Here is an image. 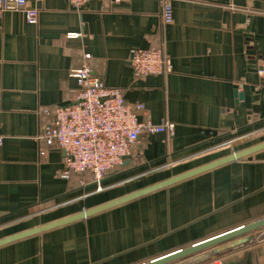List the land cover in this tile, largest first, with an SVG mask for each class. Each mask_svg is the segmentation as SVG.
I'll use <instances>...</instances> for the list:
<instances>
[{
    "label": "crops",
    "instance_id": "crops-1",
    "mask_svg": "<svg viewBox=\"0 0 264 264\" xmlns=\"http://www.w3.org/2000/svg\"><path fill=\"white\" fill-rule=\"evenodd\" d=\"M163 1L76 9L27 0L39 9L36 24L0 13V239L264 141L241 142L264 127V0H169V23ZM150 48L171 72L135 77L131 50ZM85 63L141 105L140 121L174 124L173 135H140L99 184L89 171L62 177L63 151L37 138L71 100L70 73ZM261 219L264 149L3 244L0 264H143ZM218 246L237 248L223 264H264V227Z\"/></svg>",
    "mask_w": 264,
    "mask_h": 264
},
{
    "label": "built area",
    "instance_id": "built-area-1",
    "mask_svg": "<svg viewBox=\"0 0 264 264\" xmlns=\"http://www.w3.org/2000/svg\"><path fill=\"white\" fill-rule=\"evenodd\" d=\"M67 1L78 9L88 0ZM5 11L22 12L29 24H36L39 15V9L29 5L27 0H0V13ZM161 16L165 23L172 21L169 0L163 1ZM130 65L135 77L166 74L172 70L169 59L158 48L131 50ZM70 75L77 84L71 100L56 108L54 120L37 136L47 145H56L63 151L62 177L89 171L99 184L106 171L116 169L130 156L140 135L174 134V124L170 121L160 124L140 121L136 111L141 105L128 104L121 90L106 86L88 64L72 70Z\"/></svg>",
    "mask_w": 264,
    "mask_h": 264
},
{
    "label": "water",
    "instance_id": "water-1",
    "mask_svg": "<svg viewBox=\"0 0 264 264\" xmlns=\"http://www.w3.org/2000/svg\"><path fill=\"white\" fill-rule=\"evenodd\" d=\"M264 149V141H261L259 143L250 145L248 147L239 149L237 151L231 152L221 158H218L214 161L205 163L201 166H198L196 168H193L191 170L185 171L183 173L174 175L172 177H169L167 179H164L162 181H159L157 183H154L152 185H149L147 187L141 188L139 190H136L134 192L128 193L126 195H123L121 197H118L116 199H113L111 201H108L106 203H103L101 205H98L96 207H92L83 211H80L79 213H76L74 215L68 216V217H64L62 219H58L49 223H46L44 225L38 226V227H34L10 236H7L5 238L0 239V246L6 243H9L11 241L26 237V236H30L66 223H69L71 221H75L78 219H82L84 217H87L89 215H92L94 213H97L99 211L108 209L110 207L116 206L118 204L124 203L126 201L132 200L134 198H137L139 196L148 194L150 192H153L155 190L161 189V188H165L171 184H174L178 181L184 180L186 178H189L191 176H194L196 174H199L201 172L207 171L209 169L215 168L219 165H222L224 163L236 160V159H240L242 157L248 156L252 153H255L259 150ZM264 227V219L258 220V221H254L248 225H245L243 227H240L238 229H234L231 231H228L226 233H222L220 235H217L215 237H212L210 239L201 241L199 243L190 245L188 247H185L183 249L174 251L172 253H169L167 255H164L162 257H159L157 259L148 261L146 263L143 264H169L178 260H181L183 258H186L188 256H191L193 254H196L200 251L209 249V248H214L215 246H218L221 243H224L226 241H230L236 237H239L241 235L250 233L256 229L262 228Z\"/></svg>",
    "mask_w": 264,
    "mask_h": 264
},
{
    "label": "rangeland",
    "instance_id": "rangeland-1",
    "mask_svg": "<svg viewBox=\"0 0 264 264\" xmlns=\"http://www.w3.org/2000/svg\"><path fill=\"white\" fill-rule=\"evenodd\" d=\"M264 139V127L256 131L254 134L250 135L248 138L241 140L243 145H248L259 140ZM215 246V251L212 248L198 252L181 260L172 262L170 264H223L224 261L237 250V248ZM206 251V252H205Z\"/></svg>",
    "mask_w": 264,
    "mask_h": 264
}]
</instances>
